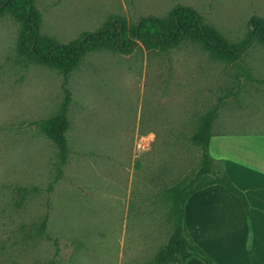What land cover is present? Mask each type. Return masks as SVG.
I'll use <instances>...</instances> for the list:
<instances>
[{
    "label": "rangeland",
    "instance_id": "1",
    "mask_svg": "<svg viewBox=\"0 0 264 264\" xmlns=\"http://www.w3.org/2000/svg\"><path fill=\"white\" fill-rule=\"evenodd\" d=\"M179 3L234 43L249 37L254 14L264 17V0H35L42 34L62 42L114 15L134 24ZM18 33L12 16L0 17V264H149L172 233L167 189L199 167L188 140L199 117L219 103L215 131L264 136L259 41L231 64L190 40L168 51L102 49L69 75L62 164L34 122L62 107L63 74L19 58Z\"/></svg>",
    "mask_w": 264,
    "mask_h": 264
},
{
    "label": "trees",
    "instance_id": "2",
    "mask_svg": "<svg viewBox=\"0 0 264 264\" xmlns=\"http://www.w3.org/2000/svg\"><path fill=\"white\" fill-rule=\"evenodd\" d=\"M6 15L12 16L19 24L17 56L26 63L41 64L63 74L65 99L62 107L55 114L34 122L58 147L62 164L67 162L69 154L67 132L70 127L68 108L71 93L67 87L68 79L88 54L102 49L131 54L140 46L149 51H168L183 41L190 40L210 52L214 58L231 64L238 61L254 41L264 45L263 16L254 14L250 19L249 37L242 43H234L207 23L197 9L181 3L164 16L144 15L134 24H130L120 15H114L101 27L84 31L68 42L42 34V17L35 0H0V17ZM219 111L218 103L204 112L188 136V140L201 149L200 164L190 176L167 189L165 199L170 204L172 233L149 264H186L193 256L206 264H218L196 243L186 226V203L200 189L213 184L224 186L241 201L250 221L251 204L246 193L228 175L223 160L214 158L209 151L213 125ZM46 221L47 218L42 223L43 228Z\"/></svg>",
    "mask_w": 264,
    "mask_h": 264
},
{
    "label": "crops",
    "instance_id": "3",
    "mask_svg": "<svg viewBox=\"0 0 264 264\" xmlns=\"http://www.w3.org/2000/svg\"><path fill=\"white\" fill-rule=\"evenodd\" d=\"M209 151L223 160L228 175L246 193L250 221L241 201L224 186L213 184L189 197L187 229L218 264H264V136L217 132L214 123ZM186 264L206 263L193 256Z\"/></svg>",
    "mask_w": 264,
    "mask_h": 264
}]
</instances>
